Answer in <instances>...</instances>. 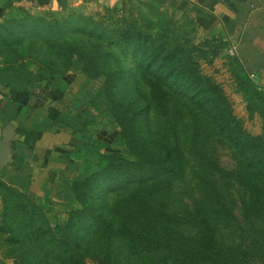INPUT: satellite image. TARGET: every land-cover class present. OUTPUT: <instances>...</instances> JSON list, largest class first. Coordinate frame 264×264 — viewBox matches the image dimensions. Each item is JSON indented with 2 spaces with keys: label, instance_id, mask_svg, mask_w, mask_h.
Returning <instances> with one entry per match:
<instances>
[{
  "label": "rangeland",
  "instance_id": "obj_1",
  "mask_svg": "<svg viewBox=\"0 0 264 264\" xmlns=\"http://www.w3.org/2000/svg\"><path fill=\"white\" fill-rule=\"evenodd\" d=\"M9 64L77 71L114 141L54 209L2 190V262L171 264L162 253L209 232L246 255L229 264H264V100L259 112L228 41L151 0L34 6L0 19Z\"/></svg>",
  "mask_w": 264,
  "mask_h": 264
},
{
  "label": "crops",
  "instance_id": "obj_2",
  "mask_svg": "<svg viewBox=\"0 0 264 264\" xmlns=\"http://www.w3.org/2000/svg\"><path fill=\"white\" fill-rule=\"evenodd\" d=\"M106 1L0 0V19L18 8ZM151 1L186 9L197 23L228 41L244 71L264 89V0ZM76 72L45 77L33 67L0 65V225L2 190L54 209L72 174L97 161L86 146L101 140L107 145L102 151L112 147V131L100 125L96 107L83 101Z\"/></svg>",
  "mask_w": 264,
  "mask_h": 264
},
{
  "label": "trees",
  "instance_id": "obj_3",
  "mask_svg": "<svg viewBox=\"0 0 264 264\" xmlns=\"http://www.w3.org/2000/svg\"><path fill=\"white\" fill-rule=\"evenodd\" d=\"M244 73L245 79L249 82V85L252 88L249 100H255L258 102L255 104V106H257L258 111L261 112L260 109L262 108L261 105L264 100V89L254 83L245 71ZM90 106L94 108L96 107V104L92 103ZM106 147L107 145L101 140H95L88 144L86 149L97 156L96 163H98L99 160H103L106 156H113L102 153V150ZM169 168L172 167L170 166ZM169 256H165V253H162V257L166 258L168 263L170 262L171 264H229L228 259L235 258V261L236 259L246 258V255L243 253H237L234 251L227 252L218 249L214 243L213 237L209 234V232L204 233L201 245L198 250L194 251L191 249L178 247L174 251L169 252Z\"/></svg>",
  "mask_w": 264,
  "mask_h": 264
},
{
  "label": "built area",
  "instance_id": "obj_4",
  "mask_svg": "<svg viewBox=\"0 0 264 264\" xmlns=\"http://www.w3.org/2000/svg\"><path fill=\"white\" fill-rule=\"evenodd\" d=\"M2 100V95L0 94V101Z\"/></svg>",
  "mask_w": 264,
  "mask_h": 264
}]
</instances>
